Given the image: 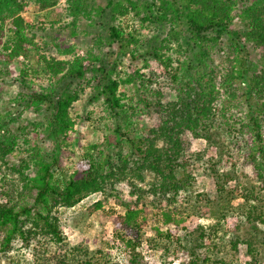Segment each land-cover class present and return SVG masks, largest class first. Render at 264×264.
<instances>
[{
    "label": "trees",
    "instance_id": "obj_1",
    "mask_svg": "<svg viewBox=\"0 0 264 264\" xmlns=\"http://www.w3.org/2000/svg\"><path fill=\"white\" fill-rule=\"evenodd\" d=\"M59 2L0 0L1 64L19 66L24 89L14 97L17 106L40 113L26 122L14 117L5 122L0 116V160L17 176L0 186V249L7 250L18 237L28 248L49 251L64 240L59 208L128 180L112 234L131 256L129 264L153 237L175 244L179 264H230L224 235L216 239L217 227L207 231L200 225L196 236L179 237L185 211L172 205L181 191L189 194L193 177L186 170L199 160H191L182 140L189 131L212 141L220 152L216 162L226 156L230 163L224 172H214L219 194L210 208L218 213L216 225L229 214L234 190L240 191V212L254 238L259 236V246L245 239L249 264L264 261V197L249 186L244 172L249 167L264 189V0H64L63 17L32 23L22 15L30 5L45 10ZM129 17L138 29H128L124 20ZM87 35L89 45L76 53L72 40ZM29 51L35 65L18 60ZM65 53L69 56L56 55ZM123 58H128L126 71L119 69ZM152 66L167 78L161 87ZM82 95L98 108L86 118L109 134L102 143L86 145L79 172L59 184L54 177L58 154L74 135L79 116L73 109ZM154 111L157 121L139 132L142 117ZM10 122L17 125L10 129ZM30 131L36 137L26 136ZM14 151L18 162L9 166ZM144 172L151 179L145 180ZM234 178L240 183L233 190L226 184ZM236 246L231 240L230 247ZM94 258L61 262L95 264Z\"/></svg>",
    "mask_w": 264,
    "mask_h": 264
},
{
    "label": "rangeland",
    "instance_id": "obj_2",
    "mask_svg": "<svg viewBox=\"0 0 264 264\" xmlns=\"http://www.w3.org/2000/svg\"><path fill=\"white\" fill-rule=\"evenodd\" d=\"M64 4V0L49 9L41 10L35 5L28 6L22 13L23 17L28 22L44 21L49 22L52 19L63 17L61 6ZM124 23L128 29H138L139 23L133 17H129L124 20ZM93 29V28H90ZM5 31V30H4ZM92 35V34H91ZM9 36L6 34L3 37V42L7 40ZM90 35L81 37L79 40H72V44L75 46V52L83 54L84 49L89 45ZM39 41H43L44 37L40 35ZM1 48V45H0ZM55 55V54H54ZM59 58L69 54H56ZM18 60H22L24 63L35 65V55L33 51H29L28 56L20 55ZM124 63L119 65L121 71L128 70V58L124 59ZM221 61V59H217ZM0 61V116L1 121H9L13 117L16 121L33 120L38 118L39 114H36L32 107L24 108L22 105L17 106V102L14 97L18 91H22L24 88L21 86L18 80L19 66L17 63H9L8 65L1 64ZM141 65V64H139ZM159 78H157L158 85L165 84L166 76L157 67L152 66ZM123 75V74H122ZM161 87V86H160ZM166 95L173 99L174 91L169 87L162 86L161 88ZM96 106L92 102H87L82 95L80 100L76 102L74 111L79 116L76 124L74 125V135L70 136L67 146L61 150L58 154L59 169L54 170V177L56 182L62 184L65 178L73 172L80 170V165L85 163L82 158V149L89 144L102 143L104 137L109 134L108 131L98 128L94 121L87 119V115L90 114V109ZM41 116V115H40ZM41 119L43 117H40ZM158 119L157 113L150 112L147 116L142 117V121L139 123L138 130L142 132L149 125L155 123ZM17 125V122L9 123L7 127L10 129ZM36 132L30 131L26 136L29 138L36 137ZM182 140L184 145L191 153V160L199 157L196 162L191 161L188 169L186 170L191 177H193L192 186L189 189V194L186 195L183 191L180 192L176 198L173 209L184 210L185 221L182 225L185 229H182L179 233V237H186L188 235L196 236L199 232V226L207 228L212 226L217 227L218 239L221 235L225 241L227 249V259L230 264H249L250 257L247 255V245L245 239L250 240L259 246V241L254 238L255 232L250 227L245 216L240 212L242 205V194L236 192L234 189L238 187L240 183L238 178L229 179L226 186L233 189L236 195L235 199L230 201V207L228 208L229 214L217 223L218 213L213 214L210 206L218 199V185L214 177V172L222 173L230 167V163L226 162L223 158L222 161L218 160L219 150H216L215 145L208 142L203 135H194L189 131L182 133ZM45 147H50V139H43ZM8 165L17 163L18 154L14 151L8 156ZM193 158V159H192ZM240 166L236 165L233 169L238 173ZM244 172L248 175L251 185L259 188V195L264 197V189L260 188L257 182L253 181V172L249 167L244 169ZM79 175V173L77 174ZM145 180L151 179V175L148 172H144ZM17 180L16 174H11L8 171V166L0 160V186L7 181V179ZM63 181V182H62ZM141 185H144L141 183ZM130 187L128 180L116 182L113 190H106L104 192H95L86 195L78 203L72 207H61L58 209L57 214L59 217L60 228L64 240L60 244H56L51 247L49 251H38L32 247L24 245L20 238L16 237L10 244L7 250L0 249V264H62L65 258H73L74 261L89 258L94 256L95 264H129V254L120 247L113 238V227L116 222V215L123 211L122 202L126 199V192ZM0 200H3V196H0ZM99 202V205L96 203ZM261 225L259 224V227ZM177 233V234H178ZM151 242H143V245L137 252L136 260L134 264H179L181 255L179 251H174L175 244L170 245L169 241L165 238L157 239L151 238ZM172 240V239H171ZM231 240H237L236 248L230 247ZM219 241V240H218ZM174 243V242H173ZM166 247L168 250L166 251ZM222 252V251H221ZM221 252L219 254H221ZM264 264V261L260 262Z\"/></svg>",
    "mask_w": 264,
    "mask_h": 264
}]
</instances>
